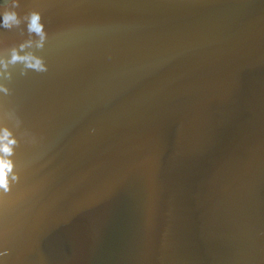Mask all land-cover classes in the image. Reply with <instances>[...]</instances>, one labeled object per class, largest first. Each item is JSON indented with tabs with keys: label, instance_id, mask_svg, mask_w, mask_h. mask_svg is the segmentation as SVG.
<instances>
[{
	"label": "water",
	"instance_id": "95a60500",
	"mask_svg": "<svg viewBox=\"0 0 264 264\" xmlns=\"http://www.w3.org/2000/svg\"><path fill=\"white\" fill-rule=\"evenodd\" d=\"M31 7L49 71L3 102L22 120L6 264H264V0Z\"/></svg>",
	"mask_w": 264,
	"mask_h": 264
},
{
	"label": "clouds",
	"instance_id": "9594fccd",
	"mask_svg": "<svg viewBox=\"0 0 264 264\" xmlns=\"http://www.w3.org/2000/svg\"><path fill=\"white\" fill-rule=\"evenodd\" d=\"M25 0H0V31L19 29L27 32V38L18 44L5 46L0 41V197L12 191L13 184L19 183L20 172L16 171L13 159L20 137L16 130L22 120L14 109H5L4 101L12 95L10 87L15 74L26 76L29 70L47 73L49 65L42 51L50 39L48 24L43 20V12L38 7L21 11ZM92 131H95L94 129ZM22 135L34 143L35 136L25 130ZM10 249L0 244V264H6L5 257Z\"/></svg>",
	"mask_w": 264,
	"mask_h": 264
}]
</instances>
